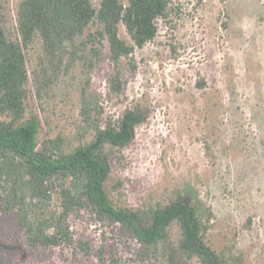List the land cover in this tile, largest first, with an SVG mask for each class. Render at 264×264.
I'll return each instance as SVG.
<instances>
[{
	"label": "rangeland",
	"instance_id": "rangeland-1",
	"mask_svg": "<svg viewBox=\"0 0 264 264\" xmlns=\"http://www.w3.org/2000/svg\"><path fill=\"white\" fill-rule=\"evenodd\" d=\"M0 1L16 15L20 0ZM174 6L156 40L136 50V72L124 66L125 93L106 101L107 120L138 104L147 116L122 152L125 164L114 163L108 189L118 204L134 208L179 189L204 223L212 213V248L242 254L243 264H264V0H176ZM120 35L130 41L124 26ZM108 72L107 66L94 78L103 93ZM67 94L60 92L45 112L33 97L40 141L50 131L76 142L78 94ZM71 224L77 240L91 243V257L70 248L32 250L15 219L0 212V264H141L135 242L87 211Z\"/></svg>",
	"mask_w": 264,
	"mask_h": 264
},
{
	"label": "trees",
	"instance_id": "trees-1",
	"mask_svg": "<svg viewBox=\"0 0 264 264\" xmlns=\"http://www.w3.org/2000/svg\"><path fill=\"white\" fill-rule=\"evenodd\" d=\"M175 1L20 0L15 16L0 1V212L15 219L30 249L70 248L91 257V243L77 240L71 224L87 211L135 242L141 264H243L242 254L209 245L212 213L204 223L179 189L137 208L118 204L108 189L114 163L125 164L122 152L147 116L138 104L107 120L106 101L125 93L124 66L136 72V50L156 40L160 21L171 22ZM107 66L103 93L94 78ZM63 90L78 94L76 142L50 131L40 141L32 99L45 112ZM104 253L102 246L97 256Z\"/></svg>",
	"mask_w": 264,
	"mask_h": 264
}]
</instances>
